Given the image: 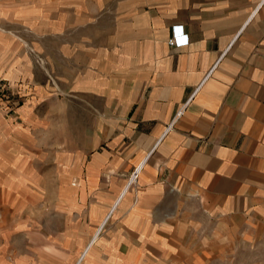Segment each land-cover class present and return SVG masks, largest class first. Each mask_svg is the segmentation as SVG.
<instances>
[{
  "label": "rangeland",
  "instance_id": "rangeland-1",
  "mask_svg": "<svg viewBox=\"0 0 264 264\" xmlns=\"http://www.w3.org/2000/svg\"><path fill=\"white\" fill-rule=\"evenodd\" d=\"M125 2L0 0V264H75L119 193ZM137 178L78 264H264V190L141 201Z\"/></svg>",
  "mask_w": 264,
  "mask_h": 264
},
{
  "label": "crops",
  "instance_id": "crops-1",
  "mask_svg": "<svg viewBox=\"0 0 264 264\" xmlns=\"http://www.w3.org/2000/svg\"><path fill=\"white\" fill-rule=\"evenodd\" d=\"M125 5L130 31L110 52L121 56L111 71L114 119L122 124L115 158L105 165L118 172L121 187L75 264L135 175L141 201L158 189L231 200L264 190V0ZM174 25L188 35L184 46L168 43Z\"/></svg>",
  "mask_w": 264,
  "mask_h": 264
},
{
  "label": "built area",
  "instance_id": "built-area-1",
  "mask_svg": "<svg viewBox=\"0 0 264 264\" xmlns=\"http://www.w3.org/2000/svg\"><path fill=\"white\" fill-rule=\"evenodd\" d=\"M172 27V34L168 39V43L177 47L187 44L188 35L183 32L182 27L179 25H174Z\"/></svg>",
  "mask_w": 264,
  "mask_h": 264
},
{
  "label": "bare ground",
  "instance_id": "bare-ground-1",
  "mask_svg": "<svg viewBox=\"0 0 264 264\" xmlns=\"http://www.w3.org/2000/svg\"><path fill=\"white\" fill-rule=\"evenodd\" d=\"M123 194H124V190L121 192V194L119 195L118 198H120ZM118 198H117V200H118ZM117 200H116V201H117ZM116 201H115V202H116Z\"/></svg>",
  "mask_w": 264,
  "mask_h": 264
}]
</instances>
